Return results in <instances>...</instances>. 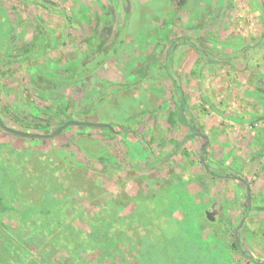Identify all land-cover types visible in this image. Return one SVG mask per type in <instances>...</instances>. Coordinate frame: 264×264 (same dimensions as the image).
Listing matches in <instances>:
<instances>
[{"label": "rangeland", "instance_id": "obj_1", "mask_svg": "<svg viewBox=\"0 0 264 264\" xmlns=\"http://www.w3.org/2000/svg\"><path fill=\"white\" fill-rule=\"evenodd\" d=\"M178 1L0 0V56L15 54L12 35H39L0 62L8 123L63 108L120 131L72 127L67 143L0 131V264H252L232 244L244 213L240 241L264 261V0ZM88 37L108 50L89 51L103 59L90 77ZM145 152L150 170L122 165L147 167ZM227 168L242 179L213 174Z\"/></svg>", "mask_w": 264, "mask_h": 264}, {"label": "flooded vegetation", "instance_id": "obj_2", "mask_svg": "<svg viewBox=\"0 0 264 264\" xmlns=\"http://www.w3.org/2000/svg\"><path fill=\"white\" fill-rule=\"evenodd\" d=\"M182 1L181 0H179L178 1V3H181ZM112 23V21H111V19H110V24ZM39 35H35L34 36V38L32 39V41H30V42H21V41H16L15 40V37H14V35H12L11 36V41L8 43V45L7 46H9V48H13L14 50H16V52H15V54H13L12 52L10 53H6V55H8L9 57L11 56V58H12V56L13 57H15V56H17V54L18 53H27V50H28V48L31 46V44H33V42H35V41H38L37 40V37H38ZM260 38L261 39H263L264 38V34L263 35H260ZM91 41H90V40ZM87 40L90 42V47H89V49H88V51L86 52V53H88V54H86L85 55V57H84V60H86V61H91V64L93 63V66H94V68H93V70H87L88 71V73H86L87 74V76H95V75H97L98 74V71H99V69L102 67V66H100L99 64H100V62L103 60V59H101V60H99L98 58H97V56H96V54H92V55H90L89 54V51H91L92 49H93V51H95V50H97L98 49V51L99 52H106V51H108L107 49H104V48H102L101 46V43H103V44H105L104 43V41H103V39L101 40V39H95V38H93V37H88L87 38ZM98 41V44L99 45H97V44H95V42H97ZM192 41V40H191ZM113 42V41H112ZM113 44V43H112ZM191 44V43H190ZM191 45H193V44H191ZM174 46H175V41L174 40H172L171 41V43L169 44V47H168V49H167V52H166V57L167 56H169V52H171L172 53V50L174 49ZM15 47V48H14ZM99 47H101L102 48V50H99ZM103 47H105V45L103 46ZM114 49V48H113ZM116 49V48H115ZM114 49V50H115ZM9 50V49H8ZM8 50L6 51V52H8ZM114 50L112 51V52H114ZM206 54V53H205ZM6 55L5 54H3L2 56H0V62L2 61V60H5V58H6ZM107 57H108V55H107ZM150 57H154V56H150ZM210 57V56H209ZM170 58H171V56H170ZM76 59V58H75ZM75 59H73V60H75ZM105 59V58H104ZM215 61H217V60H215ZM217 62H221V61H217ZM2 64H0V69H2ZM6 66H8V65H6ZM53 72H55V71H53ZM52 72V73H53ZM76 73V71H74V74ZM71 74V72H69V71H64V75L66 76H69ZM47 76H48V73H47V75H46V77H45V75H44V77H43V86H46L47 88H50L51 90L54 88L52 85H51V87H50V82H48L47 81ZM74 78V77H73ZM87 80H88V78H87ZM97 80H99V82L101 83V81L102 80H100L99 78H97ZM103 80H105V79H103ZM86 82V84H87V81H85ZM85 82L84 83H82V84H80V86H74V88L75 89H81L82 88V86L85 84ZM104 82V81H103ZM107 82V81H106ZM175 83H176V86H178V88L177 87H175L176 89H177V91L179 92V95L181 96V98L179 97V100H180V102H182V104H183V110L182 111H184V107H185V95H184V93H183V90L181 89V85L179 86V84H177V80H175ZM85 84V85H86ZM103 84V83H102ZM110 84H113V83H110ZM126 84V83H125ZM70 85V84H69ZM73 86V85H72ZM102 86V85H101ZM104 86H105V84H104ZM104 86L102 87V89H104ZM175 86V85H174ZM59 88H64V87H59ZM100 92H102L101 93V95H103V91L101 90V91H98L97 92V94L95 95L96 97H98V101H101V99L103 98L101 95H100ZM94 96V97H95ZM92 101H90V103L92 104L93 102H96V100H95V98L94 99H91ZM67 108H69V107H67ZM2 105H0V115H1V117H2V119H3V121H4V123L7 125V126H9V127H11V128H14V129H18V130H22V131H26V132H32V133H39V134H42V135H50L51 133H53L56 129H58L59 127H61V126H63V125H65L66 123H71L70 125H68L65 129H63L62 131H61V133L60 134H58V135H56V136H54V137H52V138H39V140H55V139H57V138H65V137H67V138H65L64 139V142L65 143H67L68 141H69V139H68V136H67V134H68V132L70 131V129L72 128V127H76V128H93V127H88V126H80V125H76V124H72V122H86V121H81L80 120V118H76L75 116H72V115H69V113L67 112V110H65V109H63V108H59L58 109V114L57 115H54V114H51V113H49V115H47V116H43V117H41V116H38V115H34V117L32 118V122L31 123H29V125L28 124H25L24 125V127H19V126H12L11 124H9L8 123V121L4 118V115H3V112H2ZM63 109V110H62ZM18 107H16V108H14L13 110H12V113H13V115H15V118H16V120L19 122V116H18ZM181 113V112H180ZM147 117H145L146 118V121H145V124L146 125H148L146 122H148V119H149V117H148V115H146ZM23 117V116H22ZM183 117V115H182V113H181V115L179 116V119L181 120V122H183L182 121V118ZM148 118V119H147ZM24 119H26V117H24ZM193 119L194 118H192L191 119V123H193L194 121H193ZM17 122V123H18ZM22 121H20L19 123L20 124H22L21 123ZM93 123H96V122H93ZM172 123H173V121H172ZM24 124V123H23ZM102 124V123H101ZM187 124H189V123H187ZM106 125H109V126H107V127H97V128H101V129H104L106 132L108 131V134L109 135H111V140H113V135L114 134H117V133H119L120 131H117V130H115L114 128H113V125H110V124H106ZM107 129V130H106ZM122 130H123V128H122ZM125 130H127V131H125ZM125 130H123V131H125L126 132V138L128 137V134H131V133H133V130L131 129V128H127V129H125ZM0 131L1 132H4V133H6L7 135H9V136H13V137H18V138H21V139H23V140H25V139H31L32 141H34V140H36L37 138H28V137H22V136H19V135H16V134H12V133H10V132H8V131H6V130H4L3 128H1L0 127ZM112 132V133H111ZM198 135V133L197 132H194V133H191V134H187V135H185L184 136V138L177 144L178 146H177V149L179 148V147H181L183 144H184V142L190 137V136H192V135ZM69 135V134H68ZM72 135V134H71ZM69 138H71V137H69ZM137 141H142V140H139V139H137ZM142 143H143V141H142ZM142 145H145V143H143ZM146 147H148V146H146ZM63 150H65L66 151V149L65 148H62ZM66 152H69L68 150L66 151ZM145 154H146V156L148 157V160H149V165L147 166V167H143V165L141 164V163H138V162H135V161H132V159H128V157H124V158H122V160H123V162H122V165L123 166H130V167H133V168H135V170H140V171H147V170H150L152 167H154L157 163H159V160L156 158V156L152 153V152H145ZM114 160H115V158H114V156H112V155H110V156H105V169H109V168H113L112 167V165H114ZM204 160V158L202 157V161ZM69 163H73V159H72V161L71 162H68V164ZM207 166V165H206ZM228 169H230V173L228 174V176H225L226 174H225V172H227L226 170H228ZM232 168H227V169H225V172L224 173H222V170L220 171V172H218V170L216 171V172H214L213 174L215 175V176H217V177H219V178H223V179H232V178H239L240 180L242 179L241 178V175L240 174H236L237 173V171H233V170H231ZM248 190H246V197H247V203H249V201H250V196H249V194H248V192H247ZM206 215H207V217H208V219H210V220H212V221H214L215 220V217L212 215V212H210V211H207L206 212ZM245 215H246V213H244V214H242V215H240L239 216V221H238V223H237V225H236V230H235V233H234V241H233V246H234V249L241 255V256H243V257H245V259L247 260V262H249V263H252V264H264V261L263 260H261V259H257V258H255L253 255H251V253H249V251L248 250H246L245 248H244V246L242 245V242L240 241V238H239V228H241V226H242V222H243V219H244V217H245ZM217 218V217H216ZM220 218V217H219Z\"/></svg>", "mask_w": 264, "mask_h": 264}, {"label": "water", "instance_id": "obj_3", "mask_svg": "<svg viewBox=\"0 0 264 264\" xmlns=\"http://www.w3.org/2000/svg\"><path fill=\"white\" fill-rule=\"evenodd\" d=\"M71 123H66L65 125L59 127L58 129H56L53 133H51L50 135H42V134H39V133H32V132H26V131H22V130H18V129H14V128H11L9 126H7L1 115H0V127L3 128L4 130L12 133V134H16V135H19V136H22V137H28V138H52L58 134L61 133V131L63 129H65L68 125H70ZM72 124H76V125H80V126H88V127H107L109 125H106V124H101V123H93V122H72Z\"/></svg>", "mask_w": 264, "mask_h": 264}, {"label": "trees", "instance_id": "obj_4", "mask_svg": "<svg viewBox=\"0 0 264 264\" xmlns=\"http://www.w3.org/2000/svg\"><path fill=\"white\" fill-rule=\"evenodd\" d=\"M11 41V39L8 40V43ZM191 44L195 45V43L193 41H191ZM206 53V52H205ZM209 55V54H207ZM210 58V57H209ZM222 63H225V61H221Z\"/></svg>", "mask_w": 264, "mask_h": 264}]
</instances>
